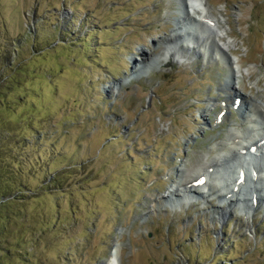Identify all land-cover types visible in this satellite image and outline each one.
I'll return each mask as SVG.
<instances>
[{
  "label": "rangeland",
  "instance_id": "374dc122",
  "mask_svg": "<svg viewBox=\"0 0 264 264\" xmlns=\"http://www.w3.org/2000/svg\"><path fill=\"white\" fill-rule=\"evenodd\" d=\"M204 3L231 46L177 62L161 40L183 0H0V183L25 186L0 211V264H106L113 250L119 264H264L263 205L249 219L199 202L153 211L248 132L234 110L211 127L219 82L235 69L242 96H264V0ZM139 49L167 59L107 93Z\"/></svg>",
  "mask_w": 264,
  "mask_h": 264
},
{
  "label": "bare ground",
  "instance_id": "6f19581e",
  "mask_svg": "<svg viewBox=\"0 0 264 264\" xmlns=\"http://www.w3.org/2000/svg\"><path fill=\"white\" fill-rule=\"evenodd\" d=\"M204 1L183 0L182 8H184V11L178 16H181L180 18L184 23L178 19L177 28L161 40L165 48H163L164 51L160 57L167 55V58L169 56L168 60L181 62L184 54L190 50V47H183L184 41L193 46L195 45V48H201L212 40L216 52H227L226 50L230 48L232 42L224 40L225 31L220 29L219 21L207 11ZM186 21L187 23H185ZM138 53L139 57H133L130 75L121 80L117 86L110 85L107 87V93L115 94L117 87L119 89L127 85V80L136 81L145 77L167 59L165 58L161 62L159 58L151 59L154 50L150 49H139ZM227 61L229 66L234 64L231 58H228ZM231 74V77L219 82L215 90L217 96L211 98L209 103L211 106L210 108L207 107L208 110H214L218 107L217 102H224L222 109L225 110V114L219 119H215L216 121H211L210 124L212 128H218L235 109L241 119H250L249 122L252 126L250 125L247 129H244L248 131L247 136L239 132H229V140L232 142V146L228 148V152L224 151V154L220 152L221 154L218 156L208 157L205 160L201 158L204 166L196 168V178L187 176L178 183L173 182L169 185L166 194L163 196H154L158 201L157 205L153 207L154 212H158L163 207L176 210L182 204L190 205L199 202L203 210L208 204L217 208L216 214L221 217L232 212L234 208H237L240 214L248 216L251 210L256 209L258 206H264V96L260 93L250 97L247 95L242 96L239 88V72L232 69ZM237 99H240L239 106L233 108ZM202 116L206 121L207 115ZM218 145L220 144L216 142L215 137L211 142L212 147L210 146L207 152L205 150V153L210 155L215 146L217 148ZM251 148H255L257 154L252 155L249 152ZM244 151L246 152L244 153ZM210 168H213L211 172ZM181 172L182 169L178 167L177 173ZM202 176L206 179L204 183L192 184ZM212 201H215V203H212ZM254 201L256 206L253 204ZM213 217L215 216L213 215ZM117 252L118 250L112 251L106 264L120 263V255L118 263Z\"/></svg>",
  "mask_w": 264,
  "mask_h": 264
},
{
  "label": "trees",
  "instance_id": "16d2710c",
  "mask_svg": "<svg viewBox=\"0 0 264 264\" xmlns=\"http://www.w3.org/2000/svg\"><path fill=\"white\" fill-rule=\"evenodd\" d=\"M4 170V168H3ZM55 178V176H54ZM51 180V182H56L55 179ZM4 184L0 183V211L7 210L8 204L17 201L18 199H21V194H18L22 191V189L25 188L23 183L15 184L12 183V185H9L7 187L3 186ZM16 186V190L15 187Z\"/></svg>",
  "mask_w": 264,
  "mask_h": 264
}]
</instances>
